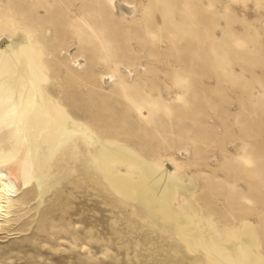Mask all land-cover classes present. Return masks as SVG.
Instances as JSON below:
<instances>
[{
    "label": "rangeland",
    "instance_id": "1",
    "mask_svg": "<svg viewBox=\"0 0 264 264\" xmlns=\"http://www.w3.org/2000/svg\"><path fill=\"white\" fill-rule=\"evenodd\" d=\"M126 1L131 16L109 0H0V20L32 30L50 93L79 122L184 183L192 178L173 202L194 216L191 236L210 222L222 231L251 223L264 255V0ZM0 35L7 46L8 31ZM108 73L117 79L105 85ZM45 148L40 195L31 191L1 223L0 264H211L173 223L88 167L84 149Z\"/></svg>",
    "mask_w": 264,
    "mask_h": 264
},
{
    "label": "bare ground",
    "instance_id": "2",
    "mask_svg": "<svg viewBox=\"0 0 264 264\" xmlns=\"http://www.w3.org/2000/svg\"><path fill=\"white\" fill-rule=\"evenodd\" d=\"M109 1L120 15L131 16L134 12L135 7L126 0ZM3 30L8 31L6 38L10 43L5 47L0 44V228L2 222L8 221L15 205L26 203L31 191L40 195L36 170L45 146L49 152L57 150L64 155L84 149L88 167L94 163L118 193L132 198L137 196L152 215L173 223L178 238L191 251L195 247L203 248L211 264H264L259 237L251 223H243L241 231L233 228L222 231L210 222V231L197 225L192 231L196 237L191 236L194 216L186 211L181 214L182 205L175 209L173 202L180 190L194 186L192 178L184 183L174 173L165 171L164 164L155 161L150 164L135 150L111 145L89 125L79 122L68 105L50 93L48 84L52 78L48 74L46 54L32 30L0 20V31ZM19 36L22 41L18 42ZM73 66L82 69L83 57L74 59ZM129 72L134 76L131 70ZM116 79L115 74L108 73L102 81L107 85ZM111 114L115 116L112 111ZM125 117L123 120L129 119V116ZM159 129L165 132V129ZM187 153V150L181 151L182 156ZM123 164L128 165L127 171L115 173L114 169ZM14 166L17 173L11 170ZM132 170L135 176L130 173ZM231 240L235 241L232 243L234 249L227 246Z\"/></svg>",
    "mask_w": 264,
    "mask_h": 264
}]
</instances>
